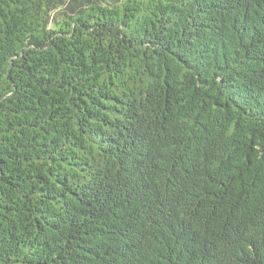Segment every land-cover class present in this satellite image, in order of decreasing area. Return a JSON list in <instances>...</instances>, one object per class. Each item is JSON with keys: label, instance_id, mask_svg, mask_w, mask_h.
Instances as JSON below:
<instances>
[{"label": "trees", "instance_id": "obj_1", "mask_svg": "<svg viewBox=\"0 0 264 264\" xmlns=\"http://www.w3.org/2000/svg\"><path fill=\"white\" fill-rule=\"evenodd\" d=\"M0 264H264V0H0Z\"/></svg>", "mask_w": 264, "mask_h": 264}]
</instances>
